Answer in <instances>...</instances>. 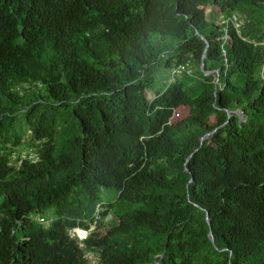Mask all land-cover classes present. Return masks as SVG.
Segmentation results:
<instances>
[{"label": "trees", "instance_id": "1", "mask_svg": "<svg viewBox=\"0 0 264 264\" xmlns=\"http://www.w3.org/2000/svg\"><path fill=\"white\" fill-rule=\"evenodd\" d=\"M0 264H264V0H0Z\"/></svg>", "mask_w": 264, "mask_h": 264}, {"label": "rangeland", "instance_id": "2", "mask_svg": "<svg viewBox=\"0 0 264 264\" xmlns=\"http://www.w3.org/2000/svg\"><path fill=\"white\" fill-rule=\"evenodd\" d=\"M205 13H206V18L208 20H212V19L216 20V17L211 14L212 12H210V8L207 7L205 9ZM168 43L169 44H174V42L171 41V40H168ZM172 80H173V74H172L171 69L158 70L156 72V76H155V80H154V88L155 89H159V88L163 87V85H167ZM179 113L182 114V111L179 112ZM116 196H117V192L115 190H113V189L104 190L101 193V200L104 203L109 204V203H112L115 200ZM107 228H108V226L101 227L100 228V232L104 233ZM73 229L70 232L71 235L74 232Z\"/></svg>", "mask_w": 264, "mask_h": 264}, {"label": "built area", "instance_id": "3", "mask_svg": "<svg viewBox=\"0 0 264 264\" xmlns=\"http://www.w3.org/2000/svg\"><path fill=\"white\" fill-rule=\"evenodd\" d=\"M180 70H183V67H181L179 70H177V72H180ZM24 157H25V155H22V158H24ZM29 158H34V155H29ZM96 215H97L96 218H99V209H97ZM109 218H110V216H107V219H109ZM74 229H73L74 232L72 231L73 233L71 236L76 237L79 241H83L84 239L87 238L89 232L94 229V224L90 226L89 230H85V229H82L79 227H76ZM90 256L92 257L91 254H90Z\"/></svg>", "mask_w": 264, "mask_h": 264}, {"label": "water", "instance_id": "4", "mask_svg": "<svg viewBox=\"0 0 264 264\" xmlns=\"http://www.w3.org/2000/svg\"><path fill=\"white\" fill-rule=\"evenodd\" d=\"M203 58H204V54L202 56V59H201V68L203 67ZM206 74H209V71L205 72ZM230 113L228 112V117H229ZM217 128L213 129L211 132L209 133H206L202 138L201 140H203L204 138H207L210 134H212L214 131H216ZM191 181V180H190ZM208 213H206V220L208 221L209 223V220H208ZM209 236H210V240L212 241V244L214 245V242H213V237H212V234H211V229H210V232H209Z\"/></svg>", "mask_w": 264, "mask_h": 264}]
</instances>
